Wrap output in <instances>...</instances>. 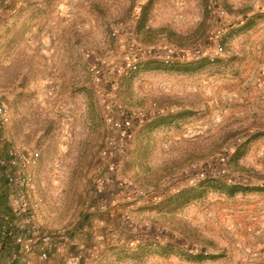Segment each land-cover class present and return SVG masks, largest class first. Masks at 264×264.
Segmentation results:
<instances>
[{
  "label": "rangeland",
  "instance_id": "obj_1",
  "mask_svg": "<svg viewBox=\"0 0 264 264\" xmlns=\"http://www.w3.org/2000/svg\"><path fill=\"white\" fill-rule=\"evenodd\" d=\"M257 6L0 0V95L10 114L0 126V155L11 145L41 152L35 223L78 231L86 207V218L122 216L104 228L109 243L87 241L86 258L104 254L103 264H264V16ZM133 55L147 60L123 77ZM124 120L125 133L117 126ZM129 138L125 180L114 170ZM8 194L0 197V220L15 222ZM117 197L129 208L112 216L108 203ZM97 201L105 209L90 210ZM76 230L65 256L79 245L71 240Z\"/></svg>",
  "mask_w": 264,
  "mask_h": 264
},
{
  "label": "crops",
  "instance_id": "obj_2",
  "mask_svg": "<svg viewBox=\"0 0 264 264\" xmlns=\"http://www.w3.org/2000/svg\"><path fill=\"white\" fill-rule=\"evenodd\" d=\"M257 5L258 6H257L256 11H259L258 16H260V17L264 16V14H263L264 13V0H257ZM145 60H147V59H145ZM145 60L141 59L140 67ZM163 62L169 63L170 60L167 61V59H166L165 61L163 60ZM126 64H127V62H126ZM139 70H140V68L136 72H138ZM136 72L132 73L129 76L124 75L123 77H130L133 74H135ZM254 138H256V137H254ZM133 141H134V138L133 139L129 138V142L126 141L128 143L127 147L129 150L126 153V155L123 156L122 160H120V162H119L120 163V169L116 168L114 170L118 176L124 177L125 180H127L128 177L130 176L129 174H127V172H129V168H131V166H128V165H130V163L132 165V161L129 162V160H130L129 156L133 153V148H131ZM130 151L132 153H130ZM39 153H40V156L38 158V163L34 167L35 181L31 187L26 188V194L28 195L30 200H34L36 198H41L42 204H43V198L41 197L40 191H38L37 186H36V176H37L38 169L40 168L41 162H42L41 152L39 151ZM5 154H6V152L4 153V155ZM108 168L110 169V166ZM11 169H16V168L13 165V166H11ZM98 169H100V168H98ZM101 169H103V167ZM112 169H114V168H112ZM95 171H98V170L95 169ZM4 181L6 182V184ZM9 186H10V192H8ZM123 189H125V191H123ZM130 189H132V188H130ZM128 190L129 189H128L127 184L120 188L119 195H121V198L124 196L123 195L124 193H125L124 197L125 198L127 197V191ZM12 191H13V186L8 182L6 168L0 166V197L2 196L1 194H3V193H9L8 198L10 200L9 201L10 207L12 208V210L14 211L15 214L17 213V215H20V219L16 220L15 222L10 221L9 220L10 218L8 220H4V219L0 220V264H37L39 261L38 255H37V249H35V251H32V252H24L20 248V245H18L15 242V234L22 230L23 225L28 224L26 222H27V217L29 216V212L28 213L27 212H18L17 210H15V208L13 206V201L11 199ZM119 198L113 199L110 203H108V207L111 208L110 212H111L112 216H114V213L117 212L116 211L117 208H119L121 210L125 209V211H126V208H129V205L122 204L120 202L121 198L120 199ZM98 206H99V209H102V208L105 209L107 204L104 202H101V201H97V202L93 203V207H91L89 209L95 210ZM41 208L42 207H40L37 210L31 209L30 214L33 215V222H35V220H34L35 217L38 216V214H41V213H39ZM85 210H87V207ZM85 210L83 213H81L79 215L78 219L76 220L77 224H81V226H82V228L79 229L78 231L72 227L65 228L64 222L61 224L62 228L55 229V230L52 229L53 231L44 229L45 227L41 228L42 231H50L53 233V235H56L59 232H64L68 236V239L66 241H57L56 240L57 245L55 244L54 249H52L50 258L46 262V264H68V260L72 256L79 254V253H81L83 255V258H82V261L80 264H83V262H85V261L86 262L89 261L87 264H103L102 258L104 257L103 256L104 254L95 255L96 258H94L93 260H90V258L89 259L86 258L87 257V251H88V242H89V240L90 241L91 240H97L103 244L109 243L108 240H103V236H105V234H106V236L109 235V232L105 231L104 228L109 226V225H112L114 223H118L117 221H119L123 217L122 216H116L110 220V217H102V216H100L101 214H98V216H95L93 218L92 217L86 218L85 214H84V213H86ZM44 213H46V217H45L44 221H49V219H50L49 214H47V212H44ZM124 215L128 216L129 211L124 213ZM84 228H88L89 231L85 232ZM75 230L77 231V237L75 238V236H74L71 238V240L72 239L80 240L79 245L77 246V249L75 251L71 252L68 256H65V252L68 251V249H69L68 247L65 248V245L66 246L68 245L69 247H71V244H68V243H72V242L71 241L68 242V241L70 240V237H71L70 235H71L72 231L74 232ZM115 243H119V242H115ZM84 246H86L85 249L83 248ZM95 259H97V260L95 261Z\"/></svg>",
  "mask_w": 264,
  "mask_h": 264
},
{
  "label": "built area",
  "instance_id": "obj_3",
  "mask_svg": "<svg viewBox=\"0 0 264 264\" xmlns=\"http://www.w3.org/2000/svg\"><path fill=\"white\" fill-rule=\"evenodd\" d=\"M19 4L20 2L14 6L12 13L17 11ZM124 28H127V25L121 23L119 30H123ZM127 31L133 36L136 34L134 28H129ZM116 33L117 31L114 28L113 34ZM216 50L220 53L223 51V47L218 45ZM214 59L215 58L211 57V60ZM140 64L141 58L138 56L133 55L129 57L127 64L123 69V74L125 76L131 75L140 68ZM118 85L119 80H116L114 82V87L117 88ZM9 121V107L0 95V126L8 124ZM117 126L125 133L130 127V122L124 120L123 122L117 123ZM39 156L40 153L37 149L12 145L8 148L5 155L0 156V166L6 168L8 182L13 186L11 199L15 210L18 212H29L26 222L28 224L23 225L22 230L15 234V242L20 245V248L24 252H32L37 249L39 259L37 264H46L50 258L52 249L55 247L56 240L66 241L68 236L64 232H59L58 234L53 235L50 231H42V229L33 222V215L30 214L31 209L37 210L42 205L41 198L30 200L26 194V188L31 187L35 181L34 167L38 163ZM13 165L16 169H11V166ZM84 231L88 232L89 229L84 228ZM83 248L85 249L86 246ZM82 258L83 255L81 253L76 254L68 260V264H80Z\"/></svg>",
  "mask_w": 264,
  "mask_h": 264
}]
</instances>
